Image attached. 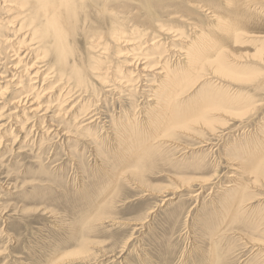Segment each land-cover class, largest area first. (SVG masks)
<instances>
[{"label":"rangeland","instance_id":"rangeland-1","mask_svg":"<svg viewBox=\"0 0 264 264\" xmlns=\"http://www.w3.org/2000/svg\"><path fill=\"white\" fill-rule=\"evenodd\" d=\"M150 1L158 15L179 13L171 17L178 21L158 18L171 30L162 39L176 78L185 75L184 62L176 66L184 53L177 37L180 27L191 41L197 33L199 43L223 36L206 6L231 20L239 19L240 26H245L242 17L230 14L249 5L256 7L257 22L264 19V0H248L240 9L226 7L224 0H196L203 9H192L182 1ZM119 11L130 19L133 14L131 25L147 26L133 1L125 0ZM0 19L5 22L9 17ZM196 25L200 28L195 29ZM14 44H0V89L14 79L22 83L23 94L33 98L41 84L22 76L24 66L35 63L44 75L48 67L38 50L16 67L20 59L9 52ZM30 45L35 48L33 42ZM262 45L258 41L241 47L243 59L233 61L244 67L241 76H252L257 70L264 73ZM101 49L99 54L104 52ZM118 49L121 54L109 57L105 66L111 65V78L121 77L95 99L81 96L76 89L72 101L69 98L61 107L55 106L56 96L42 98L44 107L52 108L37 113L29 109L32 104L13 105L18 97L0 100V264H264V183L248 185L236 208L231 205V191L225 188L232 177L242 176L234 165L245 164V152L264 147V93L261 101L229 111L228 128L218 138L211 137L213 145L198 144L202 136L210 138L202 130H195L201 137L181 138L184 147L152 143V156L135 150V169L129 162L133 158V83L124 78L133 77L132 67L128 68L133 63V38ZM204 68L208 69L207 63ZM114 69L123 73L118 75ZM148 74L137 96L141 112L150 104L141 93L151 91L146 85H157L158 75ZM246 88L205 77L177 99L181 103L215 93L236 98ZM86 104L99 109L102 119L85 121L81 128L68 123L73 118L64 119L69 111L83 116ZM140 160L147 162L143 165ZM116 177L120 179L114 182Z\"/></svg>","mask_w":264,"mask_h":264},{"label":"bare ground","instance_id":"bare-ground-1","mask_svg":"<svg viewBox=\"0 0 264 264\" xmlns=\"http://www.w3.org/2000/svg\"><path fill=\"white\" fill-rule=\"evenodd\" d=\"M124 1L0 0V17L4 15L9 17L5 22L0 19L1 46L10 42L16 43L9 51L17 60L20 59L19 62L16 61L18 63L16 67L20 63L22 64V61L24 63L25 60L29 59L31 51L42 52L40 56H42V60H45L48 67L47 72H49L44 75L45 73L38 70L37 64L30 63V66L26 64L22 76H28L29 81L34 82V84H41L39 90L33 92L32 94L35 95L31 98L30 94H23L26 92L22 83L13 79L6 83L7 87L4 90L0 89L2 90L0 91V100L7 99L10 95L18 97V101L13 105L20 107L21 105L32 104L29 109L31 112L37 113L44 110L47 112L52 108L49 107L50 105L44 107L42 98L56 96L54 99L56 101L55 106L61 107L68 104L69 98L72 101L71 94L76 89L81 93V96L88 95L91 99H95L102 93V89L112 86V83L121 77L118 76L115 79L114 75L111 78L109 76L111 65L107 67L105 65L107 61L111 60L109 57H117L121 54L120 50H115V48L122 47L129 38H133V63L132 66L128 65V68L132 67L133 69V77L124 78L127 79L128 84L133 83V158L129 162H133V168L137 169L136 149L139 148L141 153L152 156L154 154L151 147L152 143H161L163 147L167 144L175 147L183 146L180 139L184 136H200L195 130H202V134L210 133V138H218L221 131L228 128L225 118L231 114L229 111L233 110V107L251 106L253 102L260 100L261 93H264V73L257 70L252 76H241L240 72L244 67L236 65L233 61L238 63L243 59L241 56L242 46L254 45L258 41L264 45V19L262 22H257L256 15L253 13L256 12V7L253 10L252 5L237 14H230L229 12L231 17H242L245 26H240L239 19L231 20L229 16L227 17L222 12L209 7L210 5L206 6L215 27L222 28L220 32L223 36L221 38L219 36L212 37L210 40L199 43L200 36H197V33L194 40L191 41L183 27H180L177 37L182 42L181 45L184 46L181 49L184 53L176 66H179V62H184L183 71L185 75L176 78L174 71L169 66L171 60L166 55L169 50L165 45V40L162 39L167 37L171 30L167 29L165 24L160 23L158 18L178 21L171 17L178 16L179 13L175 11L158 15L159 13H155L150 0H127L133 1L136 10L138 9L142 13L147 23V26L137 25L134 22L131 25L133 14H130L131 20L129 17H123L120 13L122 8L119 11ZM173 1H182L183 4L191 5L192 9L206 8L199 6L200 4L196 0ZM224 1L226 7L233 9H240L245 2H248V0ZM162 10H165L164 6ZM194 27L197 29L199 26ZM242 28L244 29L242 30ZM198 33L201 32L198 30ZM251 34L253 37L250 36ZM5 36H13L16 39L4 40ZM31 42L35 44L34 49L30 45ZM101 47L104 52L99 54L101 51L98 49ZM110 48L113 51L111 53H109ZM5 53L6 56H9L8 52L5 51ZM23 55L24 58L21 59ZM110 63L112 62L110 61ZM206 63L209 73H206L208 69L205 71L204 68ZM114 71L118 75L123 73L115 69ZM151 72L158 75L157 85H146L152 87L151 91L141 93V98L144 97L146 102L150 103L148 107L145 105L146 107L141 112L137 96L142 87L145 86L142 84L147 81L148 73ZM205 77L233 82L236 85H246L248 90L245 94L243 93L242 97L233 98L228 93L221 95L215 93L211 96L196 100L191 98L190 101L186 100L180 103L177 98L185 93L190 86L202 82ZM33 89L35 87H32ZM12 91L16 92L11 93ZM87 106L86 104L85 111L83 108L81 110L83 116L75 115L74 111H69L64 113V119L68 121L73 118L74 122L68 123L76 125L77 128H81L80 125L85 121L92 120L94 122L97 119H102V113L99 109H89ZM91 123L88 122V124ZM210 138L204 135L198 144L211 146L214 138ZM212 148L210 147L209 150ZM245 154L247 156L245 164L243 166L234 165L242 172V176H231L232 181H228L225 187L231 191L233 196L232 208H236L242 201L243 193L248 185L264 183V147L258 151H252L250 148ZM158 160L159 158L155 159L154 162ZM140 162L145 165L147 161L140 160ZM150 167L151 165L147 168L150 169ZM137 175L142 177V174ZM119 179L116 177L114 182ZM197 196L193 197L196 198Z\"/></svg>","mask_w":264,"mask_h":264}]
</instances>
